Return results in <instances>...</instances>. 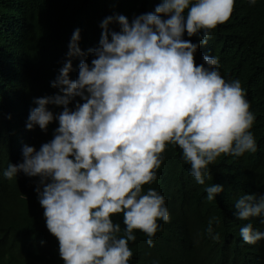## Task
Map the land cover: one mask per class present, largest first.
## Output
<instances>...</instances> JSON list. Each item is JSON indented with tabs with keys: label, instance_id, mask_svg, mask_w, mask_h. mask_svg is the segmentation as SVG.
I'll return each instance as SVG.
<instances>
[{
	"label": "trees",
	"instance_id": "trees-1",
	"mask_svg": "<svg viewBox=\"0 0 264 264\" xmlns=\"http://www.w3.org/2000/svg\"><path fill=\"white\" fill-rule=\"evenodd\" d=\"M0 264H264V0H0Z\"/></svg>",
	"mask_w": 264,
	"mask_h": 264
}]
</instances>
